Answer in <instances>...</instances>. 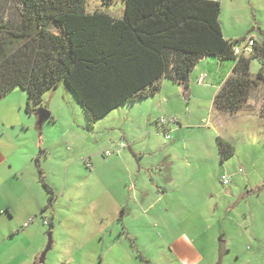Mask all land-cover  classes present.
<instances>
[{"label":"rangeland","instance_id":"obj_1","mask_svg":"<svg viewBox=\"0 0 264 264\" xmlns=\"http://www.w3.org/2000/svg\"><path fill=\"white\" fill-rule=\"evenodd\" d=\"M213 1L221 5L220 21L227 39L249 33L263 36L253 30L258 20L264 31V0ZM86 12L121 19L125 4L113 0L112 6H106L103 0H87ZM203 64L211 70L219 68L210 60ZM226 67L221 78L216 75L220 83L228 76ZM260 68L259 61L252 60L251 75L256 76ZM211 72L205 74L211 78ZM177 89L169 80H162L161 91L154 97L120 106L91 126L81 105L61 84L43 98L42 108L53 121H46L41 130L37 117L26 112L28 98L22 90L0 100V191L21 196L20 203L12 198L11 204L22 211L20 218L35 214L29 219L34 220L31 227L37 226L47 244L50 225L45 226L44 220L52 219L53 245L45 264H65L68 258L62 252L69 248L72 253L71 249L94 237L102 218L112 221L117 217L115 194L122 193L121 179L129 171L152 191L157 190L160 179H176L177 186L158 207H170L163 217L175 223L179 234L198 238L206 252L212 251L215 264H219L221 242L228 251L221 264H264V117L260 116L264 83L252 93L246 110L218 114L213 109L206 115L197 114L186 129L168 126L172 130L167 138L157 128L160 119H179L193 105L212 108L214 100L209 89L196 88L209 99L178 97ZM167 96L174 98L172 104L164 102ZM218 137L235 149V156L227 162L221 160ZM106 152L113 155L106 157ZM112 158L128 161L126 166L108 163ZM224 176L230 179L228 186L223 184ZM40 180L55 193L54 203L46 211L50 195ZM130 190L134 201L144 191L132 184ZM174 208L175 218L170 214ZM164 231L150 227L152 238L163 237ZM139 232L148 235L141 228Z\"/></svg>","mask_w":264,"mask_h":264},{"label":"trees","instance_id":"obj_2","mask_svg":"<svg viewBox=\"0 0 264 264\" xmlns=\"http://www.w3.org/2000/svg\"><path fill=\"white\" fill-rule=\"evenodd\" d=\"M123 2L124 16L115 19L103 12L88 14L87 0H0V100L20 89L28 97L27 114L38 119L44 96L65 84L93 126L120 106L154 97L162 80L188 92L190 74L204 59L235 63L215 97L221 112L243 111L264 83V38L255 41L252 53L237 57L233 48L252 33L225 39L219 2ZM103 4L112 6L113 0ZM252 60L261 64L256 76ZM217 146L222 162L235 156L221 137ZM42 184L50 195L46 211L55 193ZM53 229L51 222L50 233Z\"/></svg>","mask_w":264,"mask_h":264},{"label":"crops","instance_id":"obj_3","mask_svg":"<svg viewBox=\"0 0 264 264\" xmlns=\"http://www.w3.org/2000/svg\"><path fill=\"white\" fill-rule=\"evenodd\" d=\"M255 25L256 28H254V31L258 30L264 33L262 30L263 26L258 20H256ZM262 35L264 36V34ZM263 36L257 37L255 34L251 35L257 42H262ZM238 37L239 38L236 40L243 38V36ZM225 39L227 38L225 37ZM207 60L217 63L219 68L211 70V67L209 68L207 67L208 65L206 66L203 64V62ZM230 64L232 65L228 67ZM225 65L227 66L228 73L227 80L233 72L230 68H234V62H221L213 58L200 61L190 74L188 92L184 86L177 85L170 81L178 87V97L183 94L186 99H191L193 97L198 99H201V97H205L206 99L210 98L209 95L200 96L201 91H198L196 89L197 87L204 88L205 90L209 89L214 97L211 105L212 108H210V105L206 107L193 105V108L191 106L192 111H189L190 109L187 107L188 111H184V115L179 114L181 118H179V125L176 126L177 129L175 130L188 128L189 121L194 119L197 114H199V116L200 114L206 115L213 109H215L218 114H227L219 111L215 106L216 94L226 81L224 80L220 83L217 81L216 75L219 74L221 78L222 69ZM212 66V68L215 67L214 65ZM208 70L212 71L211 73H213L214 76L211 78L208 77L209 80L207 79L208 81L204 83L205 85L201 84L204 86H200L198 79ZM183 90L185 92H183ZM22 92L25 93L24 91ZM173 100L174 98L167 96L164 102L166 104H172L174 102ZM262 101L260 111L263 110L264 97ZM250 102L251 97L244 110H246L247 106L251 105ZM260 114V116L264 117L262 113ZM158 127L163 130L159 125H157V128ZM126 161L128 160L112 158L107 162L111 164L120 162L122 166H126ZM39 171L41 173L43 169L42 171L39 169ZM127 173L128 176H123L121 179L123 186L122 193L118 191L115 194L117 217L112 221H105V219L102 218L100 223L97 224L96 228L98 229H96V234L93 233L94 237L91 238L93 240L90 239L85 243L81 242L80 248L71 249L72 253H70L69 248L67 252H62L64 258H68L65 259V264H215V260L212 258V254H210L212 251L208 250L206 252L205 247L199 243L198 238H193L187 234H179L176 230V226H174L175 223L172 224L163 217L165 214L169 213L170 207L166 206L165 209H163V207H158V203L163 202L165 198L169 196L171 189L177 186L175 185L176 179L174 177H168L166 181L160 179L159 182L155 184L157 190L152 191L148 187H145L143 181L140 182L137 179L134 172L129 171ZM42 175L41 173L40 178H43ZM40 183H42L41 180ZM131 184L135 187L139 186L144 190L141 192L140 199L134 201V197L130 190ZM41 185L43 186V184ZM12 198L17 204L22 200L21 196L16 197L12 191H0V264H35L41 258L48 244L45 239H43L37 226L31 227L34 223L25 228V224L31 217H34L35 214H26L24 217L20 218L22 211H18L17 206L14 207L11 204ZM133 201L135 203L134 205H132ZM170 203L174 204V200ZM176 212L175 208L170 212V214H173V218L177 216ZM49 221L53 223L52 219ZM139 223L140 227L138 228L137 224ZM152 225L156 228L164 229L166 231V233L164 231V236L159 239L157 237L152 238L150 233V227H152ZM140 228L147 232L148 238L139 232ZM133 240L135 242L134 245L131 244ZM226 253H228V251Z\"/></svg>","mask_w":264,"mask_h":264},{"label":"built area","instance_id":"obj_4","mask_svg":"<svg viewBox=\"0 0 264 264\" xmlns=\"http://www.w3.org/2000/svg\"><path fill=\"white\" fill-rule=\"evenodd\" d=\"M254 44H255V40L252 38V37H249L245 40V42L241 45H236L234 48H233V51H234V54L237 56V57H241V56H247L249 55L250 53H252L253 51V47H254ZM208 79V75L207 74H202L199 79H198V83L199 84H204ZM159 126L162 127L163 129V132L165 134V136H167V138H170V130L168 129V126H177L179 125V119L177 117H169V118H162L160 119L159 121ZM123 148V146H122ZM113 153L112 152H106L105 153V156L106 157H110ZM242 172V171H240ZM222 181H223V184L225 186H228L229 185V182H230V179L226 176H224L222 178ZM34 222V220H30L29 222H27L25 224V228L29 227L32 223ZM44 225L45 226H49L50 225V221L48 219H45L44 220Z\"/></svg>","mask_w":264,"mask_h":264},{"label":"water","instance_id":"obj_5","mask_svg":"<svg viewBox=\"0 0 264 264\" xmlns=\"http://www.w3.org/2000/svg\"><path fill=\"white\" fill-rule=\"evenodd\" d=\"M50 31L54 32L55 31V28L54 27H50L48 28ZM254 31V30H253ZM50 113L45 110V109H40L38 111V125L39 127H42L43 124L48 121L50 119ZM52 245H53V240H52V233L49 234V241H48V245H47V248L46 250L43 252V254L41 255V258H40V264H45V261H46V256L48 254V252L51 250L52 248ZM226 244L225 242H221L220 244V248H219V264H221V261L223 260V258L225 257L226 255Z\"/></svg>","mask_w":264,"mask_h":264}]
</instances>
